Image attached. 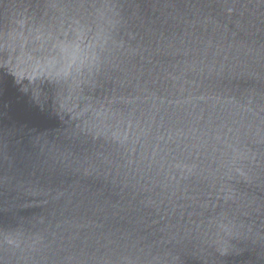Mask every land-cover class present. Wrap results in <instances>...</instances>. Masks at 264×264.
Listing matches in <instances>:
<instances>
[{"label":"water","instance_id":"obj_1","mask_svg":"<svg viewBox=\"0 0 264 264\" xmlns=\"http://www.w3.org/2000/svg\"><path fill=\"white\" fill-rule=\"evenodd\" d=\"M0 264H264V0H0Z\"/></svg>","mask_w":264,"mask_h":264}]
</instances>
